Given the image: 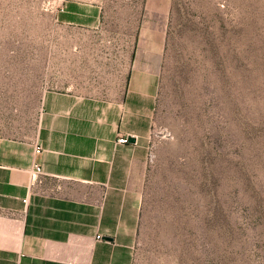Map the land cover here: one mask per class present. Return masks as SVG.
I'll list each match as a JSON object with an SVG mask.
<instances>
[{
  "label": "rangeland",
  "instance_id": "rangeland-1",
  "mask_svg": "<svg viewBox=\"0 0 264 264\" xmlns=\"http://www.w3.org/2000/svg\"><path fill=\"white\" fill-rule=\"evenodd\" d=\"M135 46L157 96L132 263L264 264V0H0V136Z\"/></svg>",
  "mask_w": 264,
  "mask_h": 264
},
{
  "label": "crops",
  "instance_id": "crops-1",
  "mask_svg": "<svg viewBox=\"0 0 264 264\" xmlns=\"http://www.w3.org/2000/svg\"><path fill=\"white\" fill-rule=\"evenodd\" d=\"M113 62L127 73L105 90L59 78L34 133L0 136V264H133L157 80L136 46Z\"/></svg>",
  "mask_w": 264,
  "mask_h": 264
},
{
  "label": "built area",
  "instance_id": "built-area-1",
  "mask_svg": "<svg viewBox=\"0 0 264 264\" xmlns=\"http://www.w3.org/2000/svg\"><path fill=\"white\" fill-rule=\"evenodd\" d=\"M118 143H127L128 142V137L125 134H121L118 136L117 140ZM40 151V147L37 146L36 147V152ZM41 167L38 164H34V168L33 171L34 173H37L38 171H40ZM98 238H100V235H97Z\"/></svg>",
  "mask_w": 264,
  "mask_h": 264
},
{
  "label": "water",
  "instance_id": "water-1",
  "mask_svg": "<svg viewBox=\"0 0 264 264\" xmlns=\"http://www.w3.org/2000/svg\"><path fill=\"white\" fill-rule=\"evenodd\" d=\"M129 140L130 141H134V137H129Z\"/></svg>",
  "mask_w": 264,
  "mask_h": 264
}]
</instances>
